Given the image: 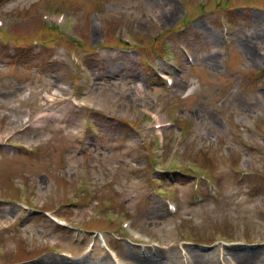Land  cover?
Returning a JSON list of instances; mask_svg holds the SVG:
<instances>
[{
    "label": "rangeland",
    "instance_id": "1",
    "mask_svg": "<svg viewBox=\"0 0 264 264\" xmlns=\"http://www.w3.org/2000/svg\"><path fill=\"white\" fill-rule=\"evenodd\" d=\"M0 16V264L264 258V0H0ZM155 114L173 125L160 149Z\"/></svg>",
    "mask_w": 264,
    "mask_h": 264
},
{
    "label": "bare ground",
    "instance_id": "2",
    "mask_svg": "<svg viewBox=\"0 0 264 264\" xmlns=\"http://www.w3.org/2000/svg\"><path fill=\"white\" fill-rule=\"evenodd\" d=\"M176 85H177V82H174V86H176ZM182 257H185V256L182 255ZM240 259H241V261H238L239 264H240V262H241V264H264V258H262V257L259 258L258 256H256V254L251 255L249 257L243 256V257H240ZM222 261H223V263L212 262V264H238L237 262H235L233 260H230L229 258H226V257H222ZM45 262H46V264H60L59 262H57L56 260H53V259L52 260L47 259ZM140 262H141V264H153L148 259L140 261ZM62 264H67V263H62ZM75 264H82V263L78 262V263H75ZM183 264H193V263L190 262V261H187V259H186V260H183Z\"/></svg>",
    "mask_w": 264,
    "mask_h": 264
}]
</instances>
